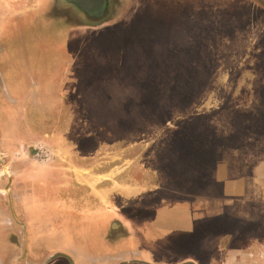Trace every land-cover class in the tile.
I'll list each match as a JSON object with an SVG mask.
<instances>
[{"label":"rangeland","instance_id":"374dc122","mask_svg":"<svg viewBox=\"0 0 264 264\" xmlns=\"http://www.w3.org/2000/svg\"><path fill=\"white\" fill-rule=\"evenodd\" d=\"M92 1L87 14L71 0H0V16L19 11L31 34L28 91L1 90L28 71L15 42L0 45V125L18 100L29 130L12 140L21 153L0 154V264H65L60 247L90 263L96 225L79 232L90 219L64 214L61 196L172 199L223 179L264 195V0ZM22 161L26 183L12 181Z\"/></svg>","mask_w":264,"mask_h":264},{"label":"crops","instance_id":"0c3cea01","mask_svg":"<svg viewBox=\"0 0 264 264\" xmlns=\"http://www.w3.org/2000/svg\"><path fill=\"white\" fill-rule=\"evenodd\" d=\"M6 15L0 16V33L4 39L0 41V45H4L2 50L6 51L8 44L15 42L17 60H22L19 67L28 72L24 73L25 77L18 79V82L6 81L7 84L5 83L1 90L12 92L19 84L23 90L28 91L30 83H27L26 78L30 73L24 59L29 56L31 34L29 28L25 29L28 24L22 20L23 15H20L19 11L13 20ZM15 106L9 117L13 116L14 121L5 119L0 125V154L21 153L20 148L23 145L19 144L21 146L18 147L12 140L29 138V130L23 127L21 115L18 117L20 114L18 100H15ZM8 113H11L10 109ZM8 121L11 122L9 128L5 124ZM0 171L3 172L2 164ZM41 171L45 174L40 178L49 185L53 181L52 185L56 186L59 178L52 171L46 169ZM32 173H34L32 168L22 161V169L12 181L26 183L28 179L34 178ZM49 175L52 178H49ZM78 182H76L78 187H82V184L90 186L92 183ZM196 182L197 189L193 194L178 192L172 195V199H167L157 190L149 195L124 192L118 196V201L114 200L115 197L104 199L97 195L98 193H93V196L86 198L65 196L62 199L61 196L59 208L64 214L74 210L90 219V222L84 223L80 220V223L76 224L80 226L77 229L79 232L87 233L96 225L99 232L97 238L100 241L94 250L93 245H86V250L92 254L89 264H264V195L259 196L256 185L243 182L237 184V181L232 179L219 180V184L211 183L209 180ZM205 186L214 187L204 191L200 196L197 191ZM215 193L219 196L215 197ZM143 198H148L146 205L143 204ZM84 199L86 203L90 201L93 204L87 207L67 205L81 204ZM137 209L140 212L134 211ZM128 213L134 216H127ZM135 214L141 216V225L136 227L130 222L132 217L135 218ZM124 227L126 228L124 236L114 238L115 233L119 231L123 233ZM53 249L58 251L59 258L63 259L65 264H86L72 249L64 247Z\"/></svg>","mask_w":264,"mask_h":264},{"label":"water","instance_id":"95a60500","mask_svg":"<svg viewBox=\"0 0 264 264\" xmlns=\"http://www.w3.org/2000/svg\"><path fill=\"white\" fill-rule=\"evenodd\" d=\"M71 1L77 4L83 10H85L87 14L93 13L98 10L96 9V5L93 3L92 0H71Z\"/></svg>","mask_w":264,"mask_h":264}]
</instances>
